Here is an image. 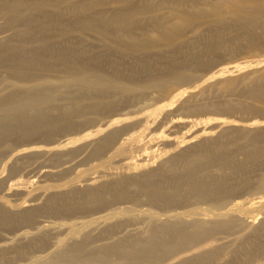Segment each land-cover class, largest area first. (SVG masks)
I'll use <instances>...</instances> for the list:
<instances>
[{
  "label": "bare ground",
  "instance_id": "bare-ground-1",
  "mask_svg": "<svg viewBox=\"0 0 264 264\" xmlns=\"http://www.w3.org/2000/svg\"><path fill=\"white\" fill-rule=\"evenodd\" d=\"M108 3L113 5H102ZM2 5L1 26L12 33L0 39V155L15 150L10 174L38 155L55 163L79 148L35 143L138 102L148 111L93 140L89 156L98 159L96 164L61 183L40 185L47 191L41 204L13 205L0 198V229L31 223L41 213L66 218L129 203L70 222L53 249L23 264H160L171 257L166 264H212L222 256V264H254L264 259V219L247 220L264 197V124L248 121L264 117V66L207 83L178 105L184 124L207 123L210 115H237L242 124L219 121L208 126L217 128L215 134L203 126L194 136L179 138L172 124H165L161 144L174 150L154 166L143 162L147 147L137 139L140 133L157 138L148 121L178 101L220 52L264 53V0H11ZM106 6L114 8L104 16ZM56 20L69 27L66 37L49 33ZM84 29L104 42L91 44L82 37ZM142 121L143 129L117 142L120 132ZM182 141L188 144L180 147ZM138 147L141 155L135 157L131 153ZM108 149L110 155L103 157ZM116 158L122 170L110 172ZM96 168L101 174L88 176ZM133 168L139 170L123 171ZM79 174L85 175L83 184L77 183ZM139 204L148 207L135 212ZM137 218L145 221L142 229L115 236ZM237 229L232 247L218 243L217 234ZM47 232L42 226L0 242V264L42 251Z\"/></svg>",
  "mask_w": 264,
  "mask_h": 264
},
{
  "label": "rangeland",
  "instance_id": "rangeland-1",
  "mask_svg": "<svg viewBox=\"0 0 264 264\" xmlns=\"http://www.w3.org/2000/svg\"><path fill=\"white\" fill-rule=\"evenodd\" d=\"M5 1H7V2H5ZM10 1L11 0H0V10H1V7L3 6L2 5L3 3L8 5ZM142 3L143 2H141L140 4H142ZM131 4L137 5L138 3H129L128 5H131ZM102 5H113V4L108 3V4H102ZM113 8H114L113 6L102 7V13L105 16L107 13L111 12L113 10ZM62 12L64 13V17L70 16L68 11H62ZM90 15L93 17L96 14H90ZM1 23H2V19L0 18V39L5 38L7 36H10L12 33L11 29L4 28L3 26H1ZM15 23H17V22H15ZM15 28L19 29V30L23 29V27L20 26L19 24H16ZM48 31L51 35H59L60 37H66L68 32H70L68 26H66L65 24H62V22H59L57 20L49 25ZM82 37L89 39L90 43L93 45H99V44H102L104 42V40L98 38V36L94 32H92L88 29H84V33L82 34ZM62 43L65 46H73L71 44L72 42H70V41L62 40ZM261 59H264V53H262L261 55H258V54H253V53H250V52L242 50V49H241V51L239 50L238 52H233V53H229V54L220 52V54L217 57H215L211 61V63H209V65L207 67H205L202 71H200L198 73L196 79L192 82V84L188 88H186L187 91H185L179 95L178 101H175L171 105L164 108V111L162 112V114H160L154 122L148 121L149 127L150 128H156L157 131L159 132V133L156 132V129L154 130V132H156L155 135L157 136V138L148 139L149 135L145 136L143 133L138 134L137 139L141 142V146L143 148L147 147L145 150L146 153H144V155H143L144 156L143 159L144 160L146 159V161H143V162L148 163V161H150L149 164L154 166V165H156V163L159 162V160H161L164 157H167L172 152L171 150H174L173 148H171V146H165V145L161 144L162 139H161V136L159 134H160V131L162 130V128H164V129L166 128L165 124H168L167 127L170 126L169 124H172L171 130L172 131L175 130L174 136L177 137V135H178V138H179V136H183L184 134H185L184 136H188L189 134L191 136H194L195 134L193 132L196 129L202 128L203 126H207L206 130H205L206 133L215 134L217 128L210 130L208 128V126H210L216 122H219V121L232 122L235 125L242 124L243 121L239 120V117L237 115H233V116L210 115V116H208L209 118H208L207 123H203L200 125L189 124L190 125L189 126L188 124H184V123H181L179 121L180 119L182 120L185 117L183 116V110L180 109L178 107V105H179L180 101L188 98L190 94L197 93L199 91V89L202 86L206 85L207 83L214 82L215 80H217L219 78H223V77H227V76H231V77L242 76V75H245V74H247V73H249L255 69L261 68L262 66H264V61H259ZM0 75H2V72L0 73ZM183 88H184V86L180 87L179 89H177L174 92V94L181 92L183 90ZM218 95L219 94H215V96L217 98H225L226 97L223 95H219V96ZM200 98H201V96L197 97L196 100H198ZM163 102H165V101H162L161 103H163ZM141 107H142L141 102H138L135 105L122 107L117 112L108 113L107 115L99 116V117L95 118L93 121H91L87 124H84L82 126H79L76 130L61 132V133L53 136L49 140V142L35 143V144H38V145H41L44 147H46V146L49 147V146H54V145L60 144L61 145L60 147L63 150H67L68 148L79 147L73 154H71V155L67 154L61 160H59L55 163H52L48 160V155H43V154L38 155L36 157L31 158L29 161H27L25 164H23L20 168H18L15 172H13L12 174L13 175L16 174V175L12 176V174H10L11 172L8 169V165L12 162V160L14 158V154L16 152H15V150L4 152L3 153L4 157H3V154L0 155V198H4L10 204H13V205H24V204H28V203L41 204L45 199L47 191L42 190L39 187L40 185H43L46 183L47 184L61 183L64 180H66L70 177L76 176L81 171H83V170L89 168L90 166L96 164L98 159L89 156V151H90L91 146L93 144V140L97 139L104 132H106L107 130H109L111 128H114L116 126H121V125L127 124V123L130 124L131 122L135 121L136 119L145 117L146 113L148 111L146 109H142ZM133 110H137V111L130 113ZM116 119H117V121H115ZM255 119L259 120V122H260L259 124H264V117L263 118L252 117L248 121H252ZM169 121H170V123H169ZM159 122H161V123H159ZM145 123H146L145 121H142V122L136 124L134 127L133 126L131 128L129 127V129H126V130H123L122 132H120V134L117 137V142L119 143L124 138H126L130 134V132L133 133V132H136L138 130L143 129L144 128L143 125ZM161 125L163 127H160ZM148 132H149V130H146V133H148ZM144 137H145V139H144ZM195 140L196 139H193V141H195ZM187 144H188L187 141H182L179 143L180 147H184ZM153 145H155V146L153 147ZM20 147H24V146H19L18 148H20ZM138 148H140V147H138ZM138 148H136V150H134L135 148L132 150L133 152L131 154H133V156H135V157L138 156V154L141 155L140 150L142 148H140V149H138ZM158 148H159V150H157ZM111 151H112V149H108L107 151H105L103 157L110 155ZM152 151H153V154H152ZM79 160H81L82 163ZM117 162H118V164H117ZM112 164H113L112 168L108 169V170H110V172H112L114 170L115 171H121L122 170V167H121L122 163L117 158L114 160V162ZM64 168H65V171L63 172V174L62 173L58 174V175H45L44 174L45 170H55V171L59 170L60 171ZM118 168H119V170H118ZM112 169H114V170H112ZM130 170H139V169L138 168L123 169V171H130ZM99 171H100L99 168L92 169L88 173V176L95 177L97 174H101V172H99ZM29 172H30V175H29ZM66 172H69V173H67L68 175H66ZM4 176H7V178ZM18 177L21 178V180H18ZM8 178H10V179H8ZM14 178H15L16 182L14 181ZM84 178H85V175L79 174V177L77 178V183L83 184ZM29 179H30V181H29ZM18 181H20V182H18ZM27 181H29L30 183ZM8 183H13V184H8ZM17 183H20L19 186L17 185ZM14 184H16L17 187L14 186ZM8 187H10V188H8ZM237 200H241V199H237ZM255 200H258V198L254 199V201ZM25 201H26V203H24ZM262 201L263 202H261V203L260 202L254 203L253 206L255 208L258 207L257 210H254L252 213H249V215H250V216H248L249 218L246 217L247 220H249L253 224L258 223V221H260L261 219H264V197H263ZM258 203H260V204H258ZM126 205H129V203L126 201H123V202H119V203H114V204L110 205L109 207L99 209L98 211H95L92 213L81 214V215H76V216H71V217H66V218L61 217V216H57L54 214H50V213H41V214L37 215L31 223H18V224L14 225L10 228L0 229V242L10 241L12 238H14L17 234H19L22 231H26V230L27 231H35L37 228L42 227V226L47 228L48 229V232H47L48 241H47L46 245L44 246V248H42V251H34V253H32L30 255H26L24 257L15 259L14 262L12 263V264H23V263L27 262L32 256L37 255V254H41V253H45V252L53 249L56 245L57 239L64 236V234L66 233L67 226L70 222H72V221L73 222H80V221H83V220L89 218L90 216L103 215V214H106L109 210H112L114 208L121 207V206H126ZM147 207L148 206L146 204L136 205L135 206V212H138V210L145 209ZM159 212L163 215L161 217H164V214H166V211H164V210H160ZM170 212H172V210ZM144 222L145 221L143 219L137 218V220H135L134 222L132 221L131 223L126 225L124 228L117 230L115 232V236L121 235L122 233H126L128 231H138V230L142 229V227L144 226ZM239 233H240V229L232 230L228 233H219V234H217L218 243H222L225 247H232V245L234 244L233 241L239 235ZM171 258L166 259L165 262L160 263V264H166V263L173 262V260H171ZM223 259H224V257L222 256L212 264H222ZM156 264H159V263H156ZM254 264H264V259L257 260L254 262Z\"/></svg>",
  "mask_w": 264,
  "mask_h": 264
}]
</instances>
